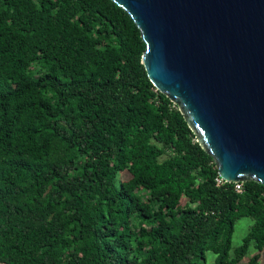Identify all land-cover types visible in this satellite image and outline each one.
Wrapping results in <instances>:
<instances>
[{"label": "trees", "instance_id": "trees-1", "mask_svg": "<svg viewBox=\"0 0 264 264\" xmlns=\"http://www.w3.org/2000/svg\"><path fill=\"white\" fill-rule=\"evenodd\" d=\"M144 50L110 0H0V264H259L264 187L216 186Z\"/></svg>", "mask_w": 264, "mask_h": 264}, {"label": "water", "instance_id": "water-1", "mask_svg": "<svg viewBox=\"0 0 264 264\" xmlns=\"http://www.w3.org/2000/svg\"><path fill=\"white\" fill-rule=\"evenodd\" d=\"M138 29L147 78L229 184L264 187V0H110Z\"/></svg>", "mask_w": 264, "mask_h": 264}, {"label": "rangeland", "instance_id": "rangeland-1", "mask_svg": "<svg viewBox=\"0 0 264 264\" xmlns=\"http://www.w3.org/2000/svg\"><path fill=\"white\" fill-rule=\"evenodd\" d=\"M127 176L128 175L126 172L120 173V177L122 178H127ZM253 223H254V220L249 217H243V218H240L238 221H236L235 226H234V233L232 235V241H231L232 243L231 245L232 248L230 251L231 254H233V250L242 243L243 238L248 233ZM255 253H256V250L254 246L253 245L250 246L244 258V261L249 260ZM207 257L210 262L213 261L214 256L212 253L210 252L207 253ZM259 264H264V249L261 251V258L259 260Z\"/></svg>", "mask_w": 264, "mask_h": 264}, {"label": "built area", "instance_id": "built-area-1", "mask_svg": "<svg viewBox=\"0 0 264 264\" xmlns=\"http://www.w3.org/2000/svg\"><path fill=\"white\" fill-rule=\"evenodd\" d=\"M215 183H216V186H221L223 184H226L227 182L218 176L215 178ZM227 184H229V183H227ZM242 184L243 183L234 184V190L236 193H238V194L242 193Z\"/></svg>", "mask_w": 264, "mask_h": 264}]
</instances>
